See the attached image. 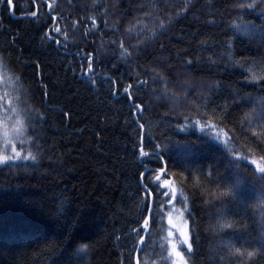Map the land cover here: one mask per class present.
Wrapping results in <instances>:
<instances>
[{"label": "trees", "instance_id": "trees-1", "mask_svg": "<svg viewBox=\"0 0 264 264\" xmlns=\"http://www.w3.org/2000/svg\"><path fill=\"white\" fill-rule=\"evenodd\" d=\"M14 2L0 121L24 141L0 165V264H134L149 168L160 195L138 264H171L172 208L187 264H264V0ZM186 80L210 87L162 99Z\"/></svg>", "mask_w": 264, "mask_h": 264}, {"label": "rangeland", "instance_id": "rangeland-1", "mask_svg": "<svg viewBox=\"0 0 264 264\" xmlns=\"http://www.w3.org/2000/svg\"><path fill=\"white\" fill-rule=\"evenodd\" d=\"M183 73L180 74V77L183 75L188 76L187 71H182ZM181 92L179 94H173V93H166L162 92L161 97L162 99L168 100L171 106L175 107L178 105H183L184 103H176L179 100L185 101L187 99L186 92L188 93L189 89H193V91H197L200 89L207 90L210 85L206 86H197L193 82L185 81V84L182 82L181 84ZM203 90H199L198 93L202 92ZM166 94H169L170 97L166 96ZM185 104H188L185 103ZM176 105V106H175ZM175 111V109H174ZM1 119V118H0ZM22 130L20 131L22 133ZM20 132H12L10 127L8 126L7 122H1L0 121V165L4 164L6 161L12 160L14 156H19L21 154V148L23 144L21 143L23 140L22 135ZM25 143V142H24ZM13 156V157H10ZM9 157V158H8ZM166 186L169 185L168 182H164ZM166 223L168 224V236L170 240L168 241L170 243V247L172 251H169L170 257H171V264H187L184 257H182V254L185 250L188 251L187 245L184 244V240L188 238L187 234V225L185 220L182 217V213L177 211L176 208H172L170 213L166 215L165 219ZM178 247H180V250H178ZM171 252L173 253V258L171 256ZM179 253V255H177Z\"/></svg>", "mask_w": 264, "mask_h": 264}, {"label": "snow or ice", "instance_id": "snow-or-ice-1", "mask_svg": "<svg viewBox=\"0 0 264 264\" xmlns=\"http://www.w3.org/2000/svg\"><path fill=\"white\" fill-rule=\"evenodd\" d=\"M0 3H6V4L8 5L9 10H10L11 12H14V11H15V7H16V5H15L14 0H0ZM50 7H51V5H50ZM248 7L251 8L252 5H248ZM31 15H32V16H37L38 13H37L36 11H32V12H31ZM52 19L55 20L56 18H55V17H52ZM55 30L58 32V31H59V28H57V29H55ZM45 35L47 36L48 34L46 33ZM49 38H50V37H49ZM55 43H56L57 45H59V44H60V41H59V40H56ZM85 59L89 60L88 68H89V71H92V70H93V64H92V62H91V54H88V56H86ZM188 63H191V61H189ZM85 75H87V72L85 73ZM109 82H110L111 84L115 85L117 88H119V85L117 84L116 81H112V80H110ZM91 83H92L93 85H95V84L97 83L96 79L93 78V79L91 80ZM144 83H146V82H144ZM131 88H132V85L129 84L128 87L124 89V93L127 95V94L129 93V91H130ZM111 94H112V95H118L119 92L117 91V92H113V93H111ZM128 99H129L130 101H133V100H134V97L129 95V96H128ZM133 106H134V108H137V109H141V110H142L141 105H137V104L134 103ZM141 154H142V156H145V157H147V156L150 155V153H147V152H142ZM156 158H157L158 160L161 159V158H162V154H161V155H158ZM165 163H166V162H165ZM151 171H153V169L149 168V169H148V172H142V173H140V177H141V188L144 190L145 197H146L144 208H145V210L148 211V213H149L148 218L145 219V221H144L145 226L148 225L150 221H154V219H155V209H154L153 206H150V205L148 204V202H147V197H148V196H152V195H155V196H159V195H160V192L158 191V186H157V185L152 184V183H150V182H149V183H145V182H144V178H145L146 175H147L148 173H150ZM161 171L164 172L165 169L162 168ZM214 172H215V169H210V171H209V177H211L212 174H213ZM259 173H260V175L256 177V180H258V181H259V180H264V168L259 169ZM157 179H159V177H157ZM217 179H219V180H223L224 177H222V176H218ZM164 195H167V193H164ZM136 231H137V234H138L139 230H136ZM142 239H143V238H142ZM184 244L187 245L188 252H189V253H192V252H193V244H192V238H191V236H189L188 238H186V239L184 240ZM177 255H179V253H177ZM253 255H254V254H253L252 252H249V253H248V256H249V257H252ZM262 255H264V254H262Z\"/></svg>", "mask_w": 264, "mask_h": 264}, {"label": "water", "instance_id": "water-1", "mask_svg": "<svg viewBox=\"0 0 264 264\" xmlns=\"http://www.w3.org/2000/svg\"><path fill=\"white\" fill-rule=\"evenodd\" d=\"M48 8H50V5H48ZM20 17H21V16H20ZM141 130H142V132H143V128H142ZM143 145H144L143 142H141V146H140V148H139V151H140V152H142ZM141 156H142V154H141ZM142 157H145V156H142ZM163 169H166V168L164 167ZM164 172H165V171H164ZM164 172H162V171L160 170V174H162V173H164ZM149 205L154 207V196H153V195H152V196H149ZM148 216H149V213H148V211H147V214H146L145 219H147ZM144 221H145V220H144ZM150 222H151V221H150ZM150 222H149V224L146 225V226H145V224H144V222H143L144 232H143V235L141 236V238H140V240H139V242H138V244H137V248H136V252H135V257H134V264H138V254H139V251H140V249H141V247H142L143 242L145 241L146 235H147L148 232H149V229H150ZM142 238H143V239H142Z\"/></svg>", "mask_w": 264, "mask_h": 264}]
</instances>
